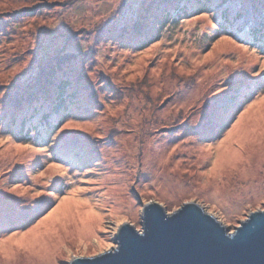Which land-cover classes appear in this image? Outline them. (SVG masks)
<instances>
[{"label":"rangeland","instance_id":"obj_1","mask_svg":"<svg viewBox=\"0 0 264 264\" xmlns=\"http://www.w3.org/2000/svg\"><path fill=\"white\" fill-rule=\"evenodd\" d=\"M218 1L0 0V264L115 249L151 203L231 233L264 210V50L219 11L264 0Z\"/></svg>","mask_w":264,"mask_h":264},{"label":"water","instance_id":"obj_2","mask_svg":"<svg viewBox=\"0 0 264 264\" xmlns=\"http://www.w3.org/2000/svg\"><path fill=\"white\" fill-rule=\"evenodd\" d=\"M117 247L70 264H264V210L229 229L195 203L168 214L144 207L142 229L120 227Z\"/></svg>","mask_w":264,"mask_h":264},{"label":"trees","instance_id":"obj_3","mask_svg":"<svg viewBox=\"0 0 264 264\" xmlns=\"http://www.w3.org/2000/svg\"><path fill=\"white\" fill-rule=\"evenodd\" d=\"M197 1L200 2V0H197ZM213 1L212 0H207L206 3H208V5H209ZM219 1H223V0H219ZM219 1H218V3H219ZM256 1L257 0H253V2H256ZM200 3H201L200 8H202V9H208L209 8V6L206 5V3H202V2H200ZM259 7L261 8L260 5H259ZM221 10H223V12L226 13V15L224 14V16L220 18V22L224 21L225 26H229L230 29L232 28L234 30V34L237 36V38H240V39L244 40L247 44L257 45L261 49L264 50V13L258 14L259 12L257 11V9H255V4H251L250 9L241 7L242 11H237L235 13L230 12V11H233V10H229V8H227V7H225V8L220 7L219 11H221ZM262 10H264V9H262ZM219 11H217V12H219ZM186 13H189V12L188 11L186 12V10H185V11H183V13H180V14L181 15L182 14L185 15ZM66 56L68 58H70L69 57L70 55L66 54ZM58 69L62 70V67L61 66L60 67L56 66L54 68V72L56 70H58ZM73 86H74V84L70 85V83H67V82H61V83L58 84V87H60V88H59V91H58V95L56 96L57 102H56L55 98H53V101H52V103H53L52 104L53 105V108H52L53 112L61 113L66 108V107H64V103L66 101V99H65L66 97H67V100H73L74 99V96H73V98H70V99L68 98V96H64V93L67 92V90L70 91L71 87H73ZM37 90H36V92L33 91L30 94H27L24 98H22V100L29 101L24 106H27L28 108H31L34 103L38 102L37 101L38 99L35 96V94L37 93ZM45 92H43V93H45ZM52 97L53 96H51L50 99H52ZM236 101L237 100L235 99V101H233L232 104L234 105L236 103ZM241 101H243V100L241 99ZM62 105L64 107L63 109L61 107ZM24 106H22V108H20L19 111L23 112V111L26 110V112H27V109H25ZM50 116H53V114L49 113L48 115H46L45 118L47 119ZM209 117L210 116H206L205 119L208 120ZM38 127L39 128H37V131H36L37 132V137H38L40 142H42V141L44 142L47 133L50 130L53 129L54 124L52 122L48 123V122L44 121V119H43V121L41 123H39ZM210 128H211V124H210V126L208 124V126H204V129L202 128V130L203 131L204 130L207 131ZM207 132H209V131H207Z\"/></svg>","mask_w":264,"mask_h":264}]
</instances>
